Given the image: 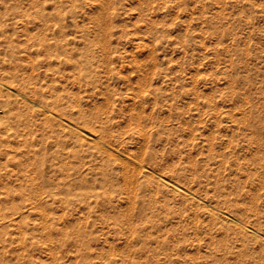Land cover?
I'll list each match as a JSON object with an SVG mask.
<instances>
[{
	"label": "rangeland",
	"instance_id": "rangeland-1",
	"mask_svg": "<svg viewBox=\"0 0 264 264\" xmlns=\"http://www.w3.org/2000/svg\"><path fill=\"white\" fill-rule=\"evenodd\" d=\"M263 239L264 0H0V264H264Z\"/></svg>",
	"mask_w": 264,
	"mask_h": 264
},
{
	"label": "bare ground",
	"instance_id": "bare-ground-1",
	"mask_svg": "<svg viewBox=\"0 0 264 264\" xmlns=\"http://www.w3.org/2000/svg\"><path fill=\"white\" fill-rule=\"evenodd\" d=\"M47 113H48V112H47ZM53 114H54V112H53ZM69 123H71V122H69ZM69 123H68V124H69ZM71 124H72V123H71ZM67 127H68V126H67ZM67 127H66V128H67ZM68 128H69V127H68ZM103 129H104V128H103ZM105 129H106V130H104V132H106L107 129L109 130V128H107V127H106ZM102 133H103V132H101V134H102ZM106 133H107V132H106ZM108 133H109V132H108ZM110 133H111V132H110ZM86 134H87V133H86ZM86 134H85V135H86ZM88 134H89V136L94 137V135H93L94 133H91V132L89 131ZM104 134H105V133H104ZM86 136H87V135H86ZM91 137H88V138H91ZM95 137H96V136H95ZM95 137H94V138H95ZM110 137H111V136H110ZM85 138H86V137H85ZM98 138H99V136H98ZM105 138L107 139V136H106ZM79 139H80V138H79ZM82 139H83V138H82ZM100 139H102L101 136H100ZM100 139H99V141H100ZM103 139H104V137H103ZM106 139H105V140H101V141H100V144L102 143V141H103V142L106 141ZM83 140H84V139H83ZM111 141H112V140H111ZM106 142H107V141H106ZM106 142L102 143V145L106 146L107 149H109V150H110L111 152H113V153H114V152H118L117 149H115L116 147L113 148V146L110 145V144H111L110 141H109L108 144H106ZM112 143H113V142H112ZM100 146H101V145H100ZM111 146H112V147H111ZM104 148H105V147H104ZM102 149H103V148H102ZM100 151H102V150H100ZM104 151H106V150H104ZM108 152H109V151H108ZM102 153H105V152H102ZM106 153H107V152H106ZM113 153H112V154H113ZM118 153H119V154H123V153H120V152H118ZM107 154H109V153H107ZM112 154H110L111 157L113 156ZM110 155H109V156H110ZM126 155H127V154H126ZM126 155H125V158H126L127 160H129V161H131V162H133V163H136V164L140 165V164H139L140 162H137L136 159H133V157H132V158L129 157L130 155H129V156H126ZM125 158H124V159H125ZM121 160H122V159H121ZM127 160H125V161H127ZM125 161H124V162H125ZM122 162H123V161H122ZM106 163H107V162H106ZM120 163H121V162H120ZM121 164L124 165L123 163H121ZM128 164H129V162H128ZM125 165H126V164H125ZM132 165H133V164H132ZM133 166H134V165H133ZM141 167H142V166H141ZM128 168H129V167H128ZM139 168H140V167H139ZM129 170H130V169H129ZM138 170H139V169H138ZM150 170H151V169H150ZM131 171H132V170H131ZM157 175H158V174H157ZM149 176H150V175H149ZM157 178H158V177H156V179H157ZM129 180H130V179H129ZM166 181H167V180H166ZM173 183H174V182H173ZM162 184H163V183H162ZM174 184H176V183H174ZM174 184H173V185H170V186L172 187L171 190L173 189V191H174L175 193H179V194H182V193H183V194H184V192H186V191L183 189V187H179L178 185H174ZM163 185H165V183H164ZM166 185H167V184H166ZM166 185H165V186H166ZM170 186H169V187H170ZM166 187H167V186H166ZM182 196H183V195H182ZM187 196H189V195H187ZM203 205H204V204H203ZM205 208H207V207H205ZM212 209H213V208H212ZM206 211H207V209H206ZM208 211H210V210L208 209ZM221 214L225 215V212H223V213L221 212ZM226 216H229V215H228V214L225 215V218H226ZM220 217H222V216H220ZM228 220H229V219H228ZM231 221H233V220L231 219ZM228 222H229V221H228ZM231 224H232V223H231ZM235 224H236V223H235ZM242 228H244V226H243ZM242 228H240V229H242ZM245 229H247V228H245ZM242 230H243V229H242ZM243 231H245V230H243ZM250 232H251V231H250ZM246 233H247V232H246ZM248 233H249V232H248ZM252 234H253V233H252ZM254 234H255V232H254ZM252 236H253V235H252ZM253 237H254V236H253ZM259 238H260V237H259ZM263 240H264V239H263ZM263 240H262V241H263Z\"/></svg>",
	"mask_w": 264,
	"mask_h": 264
}]
</instances>
